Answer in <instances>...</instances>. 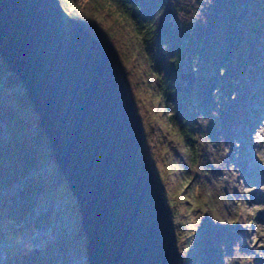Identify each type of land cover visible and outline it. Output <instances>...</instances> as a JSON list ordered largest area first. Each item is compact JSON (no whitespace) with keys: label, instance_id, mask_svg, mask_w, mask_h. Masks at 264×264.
Wrapping results in <instances>:
<instances>
[{"label":"trees","instance_id":"obj_1","mask_svg":"<svg viewBox=\"0 0 264 264\" xmlns=\"http://www.w3.org/2000/svg\"><path fill=\"white\" fill-rule=\"evenodd\" d=\"M59 2L115 63L134 101L153 168L156 147L150 134L162 137L165 125V138L174 137L165 161L173 159L181 182H191L188 194L195 217L192 229H182L177 264H260L261 245L250 246L253 219L236 184L244 171L235 163L239 149L234 142L239 130L251 146L249 131L264 106V75L256 80L260 86L248 85L257 74H264V0ZM17 86L24 91L20 93ZM247 88L259 109H251L241 94ZM135 92L149 105L137 104ZM25 108L31 109L30 119L23 116ZM153 115H160L161 125L158 119L145 122ZM34 118L38 116L24 85L0 58V136L2 125L7 131L6 139H0V188L7 189L0 194V230L8 229L2 236L13 242L8 252L14 264H57L66 241L53 239L58 235L55 219L60 202L68 205L62 196L73 195L49 185V172L60 170L51 151L44 154L35 146L45 136L39 118L37 126ZM240 148L243 153L245 147ZM40 160L45 171L38 174ZM18 181L24 184L16 187ZM161 189L165 195L163 185ZM39 195L44 198L39 201L44 212L36 215L34 199ZM230 195L240 208L230 204ZM169 210L177 241V209ZM43 223L51 228L39 249L32 236ZM16 235H21L17 243Z\"/></svg>","mask_w":264,"mask_h":264},{"label":"water","instance_id":"obj_2","mask_svg":"<svg viewBox=\"0 0 264 264\" xmlns=\"http://www.w3.org/2000/svg\"><path fill=\"white\" fill-rule=\"evenodd\" d=\"M0 58L75 198L88 264H177L140 120L101 43L59 0H0Z\"/></svg>","mask_w":264,"mask_h":264},{"label":"rangeland","instance_id":"obj_3","mask_svg":"<svg viewBox=\"0 0 264 264\" xmlns=\"http://www.w3.org/2000/svg\"><path fill=\"white\" fill-rule=\"evenodd\" d=\"M81 1L83 3L86 0H81ZM67 12L73 18L71 12L70 11ZM263 75L264 74H257L255 77V82L253 81L249 82L248 84L249 87L260 86V84L256 80ZM17 88L20 93L24 91V89L19 86H17ZM247 92H248V88L243 89L241 94H244L246 101H248L250 104L249 105L250 108L251 109L258 108L259 106L257 105L256 101H252ZM135 93H136L135 100L137 104L145 103L149 105L147 100L141 98L140 95H138V92ZM144 95L146 97V94ZM262 99H264V96L262 97ZM132 102L134 101L132 100L131 103ZM258 112H259L258 119L256 120V122H253L255 125L252 126V130L249 131L250 138L252 139L251 146L250 144L246 143V140L243 137L240 136L239 130H237L238 134H237V139L234 142V145L235 147H237L236 149H239L238 157L235 160L236 161L235 163L239 168H242V170L244 171L243 174L240 175V179L238 180L236 179L237 181L236 184L238 185L239 191H242L245 194V198L247 200L245 204L247 207L246 209H248V211L251 213L250 217L253 219V228L251 230V235L249 238L250 246L258 247L259 245H261L260 251L257 252H260V257H259L260 264H264V106L262 110ZM136 114L138 115V113ZM23 116L30 119L31 109L25 108ZM149 118L150 120L145 121L147 122V124H149L150 121L153 122L155 121V119H158L159 125H161L160 115L157 116L153 115ZM36 119H35L36 121L35 126H37V121H38V118ZM149 129L150 127H148V131ZM162 130H163L162 137L161 136L158 137V135L154 132L150 134L152 135L153 145L156 147L155 151L153 152L154 154L153 162L156 166L153 168L151 163L149 161L148 162L150 164L153 174L155 175L160 185V193L167 209L169 210L170 207H175L177 209L175 218L178 226L177 229H179L178 231L179 234L178 237L176 236L177 237L176 244L177 246H181L182 243L180 240L183 238L184 235L182 229L184 228L192 229L193 226L195 225L193 207H191L192 204L191 201H193V199L191 198V196H189L192 190V189L190 190L191 182L187 179L181 182L179 178L180 171L176 168L173 159H167V161H165L167 157V153L170 152L168 142L171 141V139L174 140V137L172 134H170L167 138H165L168 133L167 126L164 125L162 127ZM2 131L4 133L2 136H0V139L5 140L7 131L6 128H4V125H2ZM43 140L35 142V146L38 147V150H41L44 154H47V152L49 153V151H51V147L49 141L46 138H44ZM153 145L152 147H154ZM161 145L165 149L164 148L160 149L159 147ZM241 146L245 147L243 153H241V148H240ZM255 153L259 155V158H256V156L254 155ZM36 165L38 167V174L45 171L43 167L45 165L44 160H40L39 162H37ZM35 173L36 172L34 171L31 172V174H35ZM49 174L51 175L49 185L51 184L53 187H60V189H62V191L66 193L65 190L68 189V187L65 178L63 177V174L55 169L51 170ZM20 183L24 184V182L18 181L15 184V186L18 187L19 185H21ZM162 185L165 187V191H166L165 195H163L162 192L163 190L161 189ZM3 193H7V189L3 191L0 188V194ZM66 195L67 194L63 195L62 197L66 202H68V205H66L64 201L60 202L61 203L60 211L58 215H56V219H55V222L58 225L57 226L55 224L57 226L58 235L53 237V239L56 241L64 239V241H66V246L62 251V254L64 255L59 254L60 256L56 261L58 262L57 264H88L86 259L87 243L82 229L79 228V226L81 225L79 208L76 204L73 203L72 198L74 197L72 196L68 198ZM43 199H44L43 195L35 196L34 199L35 207L33 208V210L36 213V215L37 213H39V211H41L42 213L44 212V210L39 206V201H42ZM230 204L233 207H237V208L241 207V205L237 203L236 197L232 195H230ZM247 225L249 227L252 226L250 222ZM50 228L51 226L48 225L47 223L41 224L37 229V231L32 236V240H33L32 244L36 245L37 248L41 249L42 248L41 243H43V240L45 239L46 235L49 236ZM6 231H8V229L6 227L1 226V230H0V232L2 233L1 236L4 233H6ZM25 236L26 235L23 234V237ZM19 237H21V235L15 236L16 238L15 243L19 242V240L17 239ZM10 238L13 240V237ZM9 241H10L9 238L7 237H3L0 239V264H14V262L12 261V259H10V256L7 252L8 251L7 248H10Z\"/></svg>","mask_w":264,"mask_h":264}]
</instances>
